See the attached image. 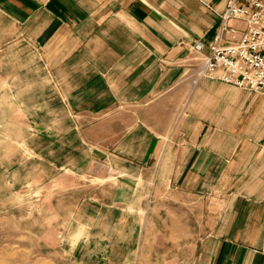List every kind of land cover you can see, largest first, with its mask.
Returning a JSON list of instances; mask_svg holds the SVG:
<instances>
[{
	"label": "crops",
	"instance_id": "obj_1",
	"mask_svg": "<svg viewBox=\"0 0 264 264\" xmlns=\"http://www.w3.org/2000/svg\"><path fill=\"white\" fill-rule=\"evenodd\" d=\"M226 1L0 0L2 162L21 145L32 155L20 168L44 179L100 167L192 196L218 212L197 264H264V93L211 77L176 92L191 43L210 54ZM169 98L183 104L160 125ZM135 105L134 121L119 117ZM5 172L0 187L19 178ZM92 203L125 210L88 198L76 211L93 216Z\"/></svg>",
	"mask_w": 264,
	"mask_h": 264
},
{
	"label": "rangeland",
	"instance_id": "obj_2",
	"mask_svg": "<svg viewBox=\"0 0 264 264\" xmlns=\"http://www.w3.org/2000/svg\"><path fill=\"white\" fill-rule=\"evenodd\" d=\"M193 43L178 94L190 93L203 77L204 56L192 50ZM178 102L163 99L156 106L162 113L160 125L168 115L174 114L175 120L177 107L171 108L182 106L183 101ZM139 107L122 108L119 117L132 122ZM14 149L18 154L9 162L3 163L0 156V174L4 168L8 176L19 173L18 181L0 187V264H197L200 241L218 215L209 211V204L165 187L155 196L139 181L126 183L100 167L77 174L57 170L44 179L42 168H20L32 153L21 145ZM37 171L40 175L27 180V172ZM102 174L109 175L108 182L99 186L104 180L91 175ZM88 198L125 210L107 211L92 203L93 216L86 215L85 208L80 214L76 207Z\"/></svg>",
	"mask_w": 264,
	"mask_h": 264
},
{
	"label": "built area",
	"instance_id": "obj_3",
	"mask_svg": "<svg viewBox=\"0 0 264 264\" xmlns=\"http://www.w3.org/2000/svg\"><path fill=\"white\" fill-rule=\"evenodd\" d=\"M220 28L200 73L241 89L264 93V0H227ZM242 22L243 27L232 24ZM204 44L192 50L202 55Z\"/></svg>",
	"mask_w": 264,
	"mask_h": 264
}]
</instances>
